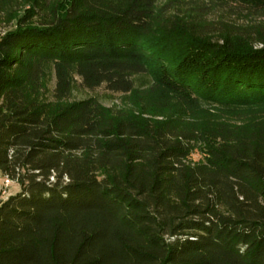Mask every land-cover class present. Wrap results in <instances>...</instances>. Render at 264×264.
<instances>
[{
	"label": "trees",
	"instance_id": "trees-1",
	"mask_svg": "<svg viewBox=\"0 0 264 264\" xmlns=\"http://www.w3.org/2000/svg\"><path fill=\"white\" fill-rule=\"evenodd\" d=\"M173 1L13 13L0 170L20 189L0 200V264H264V117L225 115L264 106V25L220 20L215 39L202 15L228 0ZM236 1L264 14V0ZM50 75L55 104L39 98ZM78 80L130 106L68 101Z\"/></svg>",
	"mask_w": 264,
	"mask_h": 264
},
{
	"label": "rangeland",
	"instance_id": "rangeland-1",
	"mask_svg": "<svg viewBox=\"0 0 264 264\" xmlns=\"http://www.w3.org/2000/svg\"><path fill=\"white\" fill-rule=\"evenodd\" d=\"M27 1L29 0H0V36L14 26V20L12 18L13 13L18 10L21 12L22 9L27 6ZM163 1L164 0H160V3H163ZM185 3L188 2H183L182 0L173 1L168 4V9L172 13H179L185 7H188V4ZM242 7L243 6H240L239 2L236 0H228L224 5L207 8L205 16L202 15L205 21L202 31H205V33L216 39L220 36L219 32H222V28H224L221 26L219 22L220 20L226 24V28L231 30H234V28L237 27L241 28L245 25L249 26L258 23H263L264 25V14H255L253 12L251 14L246 9L243 10ZM255 46H260V44L256 43ZM79 81L80 80H78L77 85L67 98L68 101L94 97L105 107L124 108L130 106L128 103L129 99H127L126 95H123L120 92L110 91L106 88L105 84L89 89L84 87L82 84H79ZM53 87L54 76L50 75L47 84L39 95V98L50 104H55L56 100L53 96ZM211 112H213L216 116L220 113V111H217L216 108H212ZM252 113H254L253 117L256 118L259 117V113L264 117V106L247 107L239 110V114H237L236 111H231L227 112L225 115L230 116L232 122L243 124L248 121V116L252 115ZM192 158L196 160L198 158V154H193ZM4 180L5 175L0 170V199L4 198L6 195L8 196L10 194H14L20 189L19 183L12 180L6 188L5 194H2L1 190L3 189Z\"/></svg>",
	"mask_w": 264,
	"mask_h": 264
},
{
	"label": "built area",
	"instance_id": "built-area-1",
	"mask_svg": "<svg viewBox=\"0 0 264 264\" xmlns=\"http://www.w3.org/2000/svg\"><path fill=\"white\" fill-rule=\"evenodd\" d=\"M12 179L5 175V180H4V185H3V189L1 190V193L4 194L5 193V190L6 188L9 186V184L11 183Z\"/></svg>",
	"mask_w": 264,
	"mask_h": 264
},
{
	"label": "crops",
	"instance_id": "crops-1",
	"mask_svg": "<svg viewBox=\"0 0 264 264\" xmlns=\"http://www.w3.org/2000/svg\"><path fill=\"white\" fill-rule=\"evenodd\" d=\"M5 194V193H4ZM7 197V195L4 198H1L0 200H4Z\"/></svg>",
	"mask_w": 264,
	"mask_h": 264
}]
</instances>
